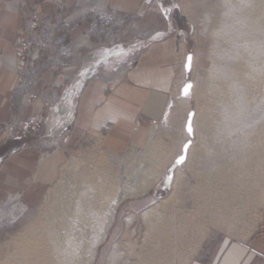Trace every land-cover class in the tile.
I'll return each mask as SVG.
<instances>
[{"label":"rangeland","instance_id":"1","mask_svg":"<svg viewBox=\"0 0 264 264\" xmlns=\"http://www.w3.org/2000/svg\"><path fill=\"white\" fill-rule=\"evenodd\" d=\"M22 1L17 0L19 8ZM80 1L87 2L84 9L105 6V16L125 17L127 23L117 36L128 29V36L138 38L135 42L144 37L140 10L121 11L109 6L110 0ZM76 2L72 10L80 8ZM167 4L174 31L183 34L187 53L193 54L185 79L193 83L192 99L187 100L183 125L154 128L156 149L174 155L144 193L115 205L109 188L117 185L122 171L127 170L135 183L139 171L152 169L140 161L154 159L146 150L149 136L144 145L120 152L102 145L110 124L99 138L88 133L79 140L71 138L72 122L67 132L62 131V124L72 118L71 104L67 109L58 106L60 91L71 76L58 89L48 125L35 137L19 138L29 140L26 147L37 152L36 165L40 156L58 149L42 146L54 135L45 133L48 127L61 126L69 148L60 156L66 154L55 179L43 187L36 202L27 204L19 188L0 201V264H208L224 238L248 240L264 224V0H167ZM67 9L68 17L72 10ZM75 29L71 24L67 35L61 32L66 48H72V40L85 31L73 34ZM119 57L107 62L100 76H112L123 65L132 68L128 62L116 61ZM47 72L53 76V71ZM76 74L80 86L88 79L97 80V75ZM128 74L113 84L126 81ZM18 90L11 95L12 105ZM190 111L193 137L185 131ZM188 140L187 158L176 165ZM110 209L113 217L107 222ZM147 210L154 215L148 227L142 219Z\"/></svg>","mask_w":264,"mask_h":264},{"label":"crops","instance_id":"2","mask_svg":"<svg viewBox=\"0 0 264 264\" xmlns=\"http://www.w3.org/2000/svg\"><path fill=\"white\" fill-rule=\"evenodd\" d=\"M1 1L0 122H5L15 113L10 99L17 91L13 42L22 16L17 0ZM41 3L45 13L53 12L49 0H41ZM108 3L121 11L142 12L139 22L145 32L144 37L120 53L116 60L131 64L132 68L127 69V80L113 84L116 78L111 82L88 79L80 86V76L76 74L61 89L58 106L67 109V104H71L72 118L62 124L66 126L72 122L71 138L79 140L86 133L99 138L102 128L110 124L112 126L102 145L109 151L120 152L131 145H144L148 134H151L149 131H155L154 128L161 124L183 125L182 120L188 112V98L182 96L181 90L186 79L184 62L188 53L183 34L174 31L175 22L171 10L167 8V0H110ZM66 6L72 10L74 0H67ZM84 11L82 7L74 8L67 19L77 20ZM85 27L86 23H79L73 34ZM51 79L52 74L46 72L42 86ZM75 95L77 97L73 102ZM39 109V102L26 106L19 117L24 120ZM186 121L187 118L185 125ZM150 124L153 126L149 130ZM27 141L0 139V201L6 193L19 188L23 190L24 201L33 204L43 187L55 179L57 167L66 158V154L65 158L56 154L36 172L37 152L26 147ZM34 174L36 178L30 180ZM226 239L208 264H264V224L248 240L233 242Z\"/></svg>","mask_w":264,"mask_h":264},{"label":"built area","instance_id":"3","mask_svg":"<svg viewBox=\"0 0 264 264\" xmlns=\"http://www.w3.org/2000/svg\"><path fill=\"white\" fill-rule=\"evenodd\" d=\"M49 1L53 5V12L50 14L43 11L42 3L29 4L27 0H23L20 4L23 18L13 42L17 73L15 88L20 93L14 95L15 113L8 121L0 123V137L37 136L45 127L57 91L66 79L76 73L97 75L96 77L102 75V67L116 59L138 39L136 36H128V29L117 36L119 28L127 21L125 17L117 19L112 15L105 16V6L85 8L77 20H66L68 9L64 0ZM76 1L78 7L87 5L80 0ZM111 11L114 12V9ZM78 23H86L85 31L72 40V48H66L65 34L62 35L61 32L65 30L67 35L70 25L77 27ZM125 36L127 37L124 38ZM127 67L129 65L121 66L112 76L119 79L127 72ZM122 69L124 73H121ZM48 70L53 71L52 81L44 88L41 84ZM37 102H40V109L27 119L21 120L19 114L22 109ZM47 130L45 133L49 135Z\"/></svg>","mask_w":264,"mask_h":264},{"label":"bare ground","instance_id":"4","mask_svg":"<svg viewBox=\"0 0 264 264\" xmlns=\"http://www.w3.org/2000/svg\"><path fill=\"white\" fill-rule=\"evenodd\" d=\"M87 3V2H86ZM23 15V14H22ZM22 18H23V16H22ZM67 20V19H66ZM20 28V27H19ZM18 28V29H19ZM17 29V30H18ZM16 30V31H17ZM16 31H15V33H16ZM79 34V33H78ZM14 57H15V54H14ZM15 60H16V58H15ZM16 62V61H15ZM123 70V69H122ZM15 71H16V69H15ZM52 71V70H51ZM125 71L123 70V71H121V73H124ZM71 78V76L68 78V79H66L65 80V82H64V84H63V86L66 84V82L69 80ZM114 78H116V76H107V77H103V76H98L97 77V79H102V80H105L106 82H111V81H113L114 80ZM16 80H17V73H16ZM188 80H186V82H187ZM185 82V83H186ZM184 83V84H185ZM50 84V83H49ZM41 86H42V84H41ZM62 86V87H63ZM61 88V87H60ZM193 89V88H192ZM57 94H58V91H57ZM54 96H56V93H54L53 94ZM191 99H192V97H191ZM191 99H188V100H191ZM57 100V99H56ZM56 100L54 101V103L52 104V107L56 104ZM185 102V101H184ZM182 104V103H181ZM185 104V103H184ZM19 105H20V103H19ZM51 107V108H52ZM23 108V107H22ZM34 113H36V112H34ZM33 114V113H32ZM31 115V114H30ZM29 115V116H30ZM28 116V117H29ZM183 116V115H182ZM27 117V118H28ZM26 118V119H27ZM193 119H194V117H193ZM25 120V119H24ZM47 120H48V116H47ZM47 120H46V124H44L45 125V127L48 125V123H47ZM70 123V122H69ZM67 124L66 126H65V128H62L63 130L62 131H66L67 132V126H69L70 124ZM192 123H193V121H192ZM193 125V124H192ZM61 127V126H60ZM60 127H57V129H55V127H48L47 129V133H51L52 132V134H54L53 135V137H52V139L51 140H44L43 142H42V146H44L46 149H49V148H52V147H57L58 149L57 150H55V151H53L52 153H50V152H46L45 153V155L47 156V157H42V156H40V159H39V161H37L38 162V164L36 165L37 166V170H36V172L37 171H39L38 169H40V167L42 166V164L45 162V161H47V160H49V159H51L52 157H54V155H56V154H62V153H64L65 151H67V149H66V147H67V142H65L66 140H67V138L65 137L64 139L62 138L61 139V136L64 134V132H62V131H60L61 130V128ZM55 129V130H54ZM54 130V131H53ZM150 133L151 134H149V137H148V142H147V145H146V150H147V154L151 157H154V159H152V160H154V161H152L150 158V161L148 160V159H141L140 161H141V164H143V167H145V165H149L150 167H152V169H150V170H145V171H143V169H142V172L141 171H139L140 173V176L138 175V177H139V179L134 183V182H132L131 181V179H132V177H131V179H130V177H129V174H127L128 172H127V170H126V172L125 171H122V176L119 178V179H115L116 181H115V183L117 184V185H113V184H111L110 185V188H109V191H111L112 193H114V196H115V202H114V204L116 205L121 199H123V198H127V197H130V196H135V195H139V194H142V193H144L146 190H147V188L158 178V176H159V173L161 172V168L162 167H164L165 165H166V163L168 162V161H170V159L172 158V156L174 155V153L173 152H166V151H160L159 149H156V147H157V143H156V135H155V133H154V131L153 130H151L150 131ZM6 139H11V138H6ZM133 148V147H132ZM190 148V147H189ZM159 150V151H158ZM146 154V155H147ZM142 158V157H141ZM187 158V157H186ZM136 160V159H135ZM137 161V160H136ZM125 163V162H124ZM132 168V167H131ZM148 169V168H147ZM76 170V169H75ZM84 170V169H83ZM87 171V170H86ZM179 171V170H178ZM36 172H35V174H36ZM35 174H34V176H33V179L34 178H36V176H35ZM115 174V173H114ZM37 175V174H36ZM128 175V176H127ZM180 175V174H179ZM137 176V175H136ZM96 194V193H95ZM103 195V194H102ZM23 196V195H22ZM105 197H106V195H105ZM104 197V198H105ZM112 197V196H111ZM102 199V198H101ZM113 199H114V197H113ZM112 206H114L113 204H112ZM110 207H111V205H110ZM109 208V207H108ZM112 209V208H111ZM109 210V216H107L108 218V221L104 218V220H106L107 222H110V220H111V218L113 217V211L112 210ZM108 210V209H107ZM107 214V213H106ZM98 216H99V214H98ZM152 216V217H151ZM154 215H151V213L149 212V210H147V211H144L143 212V214H142V219H143V221L144 222H146L145 224L147 225V227L148 226H151L154 222L152 221V220H150V217L153 219L154 217H153ZM103 220V221H104ZM156 220V219H155ZM153 223H152V222ZM104 223V222H103ZM106 223V222H105ZM104 223V224H105ZM103 224V225H104ZM34 227V226H33ZM104 228H102V229H105L106 227H107V224L105 225V226H103ZM31 229V228H30ZM33 231V230H32ZM101 231V230H100ZM33 234H35V233H33ZM26 238V237H25ZM38 243V242H37ZM97 243V242H96ZM20 245V244H19ZM57 249H59V248H57ZM67 250V249H66ZM24 251V250H23ZM28 251V250H27ZM30 251V250H29ZM61 252V251H60ZM32 254V253H31ZM64 254V253H63ZM39 259V258H38ZM58 259V258H57ZM59 259H62V258H59ZM63 259H64V257H63ZM61 262V261H60Z\"/></svg>","mask_w":264,"mask_h":264},{"label":"water","instance_id":"5","mask_svg":"<svg viewBox=\"0 0 264 264\" xmlns=\"http://www.w3.org/2000/svg\"><path fill=\"white\" fill-rule=\"evenodd\" d=\"M189 56L191 57L190 68H189V66H188V65H189V61H188V57H189ZM192 63H193V54H192V53H188V54L186 55V57H185V62H184V71H185L186 77H188L189 74H190V72H191V69H192ZM187 84H191V88H190L189 94H188V95H185L183 90H184V88H185V85H187ZM192 87H193V83H192L191 81L188 80V81L184 84V86H183V88H182V90H181V94H182V96H184V97L190 99V98H191ZM193 117H194V112H193V111H190V112L188 113V117H187V121H186V125H185V130H186V132L188 133V135H189L190 137H193V126H192ZM189 121L191 122V128H192V132H191V133H189V132L187 131V125H188ZM185 144H188L189 147H190V146H191V140H188V141H186V143H184V145L182 146V150H181L182 152H181V154H183V149H184ZM189 147H188V149H187V153H188ZM187 153H186V157H187ZM175 161H176V160H175ZM175 164H176V163H175ZM176 165H177V164H176Z\"/></svg>","mask_w":264,"mask_h":264},{"label":"snow or ice","instance_id":"6","mask_svg":"<svg viewBox=\"0 0 264 264\" xmlns=\"http://www.w3.org/2000/svg\"><path fill=\"white\" fill-rule=\"evenodd\" d=\"M188 61H189V65L188 66L190 68V61H191V57L190 56L188 57ZM190 88H191V84L185 85V88L183 90L185 95L189 94ZM187 131L189 133L192 132L191 122L190 121H189V123L187 125ZM188 147H189V145L185 144L184 149H183V154H181L180 156L177 157V159L175 161L176 164H182L185 161ZM168 179H171V177H168Z\"/></svg>","mask_w":264,"mask_h":264},{"label":"trees","instance_id":"7","mask_svg":"<svg viewBox=\"0 0 264 264\" xmlns=\"http://www.w3.org/2000/svg\"><path fill=\"white\" fill-rule=\"evenodd\" d=\"M186 79H188V77H186Z\"/></svg>","mask_w":264,"mask_h":264}]
</instances>
